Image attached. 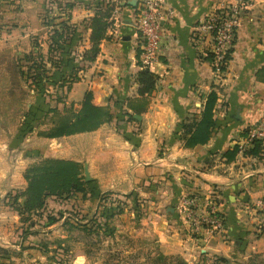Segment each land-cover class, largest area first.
I'll return each mask as SVG.
<instances>
[{"label": "crops", "instance_id": "obj_1", "mask_svg": "<svg viewBox=\"0 0 264 264\" xmlns=\"http://www.w3.org/2000/svg\"><path fill=\"white\" fill-rule=\"evenodd\" d=\"M2 1H13V12L4 7L2 17L5 21L12 17L17 26L23 23V2L37 3L0 0V23ZM60 1L73 4L68 21L79 24L92 16L100 0ZM164 1L173 14L163 25L158 61L148 69L157 78L155 87L144 96L139 95L136 81L140 71L136 0H119L94 61L80 59L89 46L87 27L71 40L75 60L63 71L80 66L79 79L65 100L78 103L90 91L94 104L109 107L111 121L92 131L59 137L22 134L17 128L18 108L0 104V198L26 186L23 172L28 164L46 157L74 160L89 178L87 202L97 205L103 194L130 195L139 201L140 235L143 239L152 235L161 255L179 256L186 264H204L203 259L211 257L224 260L218 264H246L252 255L264 258V137L259 155L240 151L231 161L223 155L264 114V0H252L242 11L227 71L219 82L203 46L193 39L192 28L209 11L232 0ZM33 19L40 22L36 9ZM213 86L218 102L210 138L205 144L185 147L182 124L192 116L199 118ZM129 102L146 108L139 112L129 108ZM213 191L219 193L215 202L226 233L192 236L179 215V197L187 192L203 200ZM18 219L13 208L0 204V246L15 243L12 229ZM70 252L72 264L87 263L79 248Z\"/></svg>", "mask_w": 264, "mask_h": 264}, {"label": "rangeland", "instance_id": "obj_2", "mask_svg": "<svg viewBox=\"0 0 264 264\" xmlns=\"http://www.w3.org/2000/svg\"><path fill=\"white\" fill-rule=\"evenodd\" d=\"M59 1L23 2L25 15L22 26L14 24L12 17L8 21L2 17L4 7L9 8L7 12H13L14 9L10 8L14 6L13 1L1 2L0 104L1 107L7 104L10 108H18L20 122L17 128L22 134L37 133L50 126L48 119L44 118V112L49 106L56 104L58 92L55 81L45 78L42 86L31 83L30 75H27L31 62L24 55L31 50H40L43 55H47L51 27L45 22L55 21L57 16H63ZM35 9L40 22L33 19ZM35 43L38 45L35 46ZM52 79L57 81V75ZM29 121L34 122L31 131L23 124ZM27 152L29 150H24L23 155H28ZM218 194L210 192L207 199H200V203L205 206L209 199L216 200ZM188 195L191 193L186 192L180 197ZM86 197V193L61 199L48 197L38 212L23 221L19 217L18 224L12 229L16 241L13 245H3L11 252L9 257H0V264H72L70 251L77 248L86 254V264H179V259H182L179 256L161 258L152 235L149 239L141 237V227L137 223L143 208L137 209L133 199L124 197V201L118 202L115 200L116 196H100L96 205L91 201L87 202ZM4 203L12 208L1 197L0 204ZM177 206L182 217L179 202ZM217 210L222 216L218 205ZM182 219L184 220L183 217ZM186 226L190 235L196 237L207 238L226 233L224 221L222 228L215 231H192L188 222ZM203 261L204 264L223 263L219 257L204 258ZM246 264H264V258L252 255L247 258Z\"/></svg>", "mask_w": 264, "mask_h": 264}, {"label": "trees", "instance_id": "obj_3", "mask_svg": "<svg viewBox=\"0 0 264 264\" xmlns=\"http://www.w3.org/2000/svg\"><path fill=\"white\" fill-rule=\"evenodd\" d=\"M59 5L63 16H57L55 21L45 22L51 27L47 55H43L40 50L39 52L31 50L24 55V58L31 62L27 72V75H30L31 83L42 86L44 79L50 78L51 81H55L54 84L57 87L56 104L49 106L44 112V118L48 119L50 126L37 132L39 136L50 138L92 131L112 119L109 107L96 105L92 102L93 97L90 91H87L78 103L66 102L65 95L71 84L79 79L77 70L80 66L71 67L68 73L63 71V68L69 66L71 60H75L70 43L77 32L81 35V29L84 26L89 29V46L82 50L80 59L83 63L95 60L100 52V42L107 37L106 32L112 25L111 15L115 3L112 0L98 1L92 16L79 24L68 21L69 11L73 6L72 3L59 1ZM37 45L35 43V46ZM54 52L59 54H52ZM60 54L65 55L60 56ZM207 57L208 60L211 58L210 55H207ZM138 64L140 66L139 61ZM54 73H60L57 81L52 79L55 76ZM156 79L155 74L150 72L148 68L140 66V71H138L136 77L139 95L144 96L151 92L155 87ZM217 102L218 94L213 86V90L205 98L199 118L192 116L182 124L180 136L185 147L191 148L198 144L207 143L214 127V113ZM75 104L78 106H75ZM59 105H62L61 109L58 108ZM128 107L139 112L146 108L144 104L135 107L131 102H129ZM33 123L29 121L23 124L28 127V131H31L34 128ZM248 130L245 129L241 136H246ZM239 152L238 144L235 143L223 155L227 161H231ZM242 152L247 155H259L262 152L261 140H253L252 146ZM23 178L26 181V186L23 189H13L5 196L6 201L17 212L21 221L42 209L48 197L61 199L77 193L85 194L89 183L84 180L81 163L53 157L42 158L29 164L23 172ZM107 195L103 194L101 196L104 198ZM124 197L133 199L135 206L137 209L139 208V201L135 197L131 198L130 195L116 196L115 200L118 202L124 201L122 199ZM10 252L7 248L0 246V257L4 255L9 257ZM163 257L165 256L161 255V258ZM219 260L224 261L221 258ZM179 264H186V262L179 259Z\"/></svg>", "mask_w": 264, "mask_h": 264}, {"label": "built area", "instance_id": "obj_4", "mask_svg": "<svg viewBox=\"0 0 264 264\" xmlns=\"http://www.w3.org/2000/svg\"><path fill=\"white\" fill-rule=\"evenodd\" d=\"M114 1L111 19L118 11L119 0ZM252 0H232L215 7L205 14L192 28L193 39L200 43L208 60L216 82L225 76L231 55L235 34L240 23V15ZM135 29L137 31L138 61L143 68H151L158 61L159 46L164 31V22L170 19L173 11L164 0H136ZM228 56V58H227ZM264 137V114L253 124L246 136L239 138L240 151L252 146L255 139ZM215 200L200 203L198 196L191 194L179 200L182 217L191 225L192 231L208 229L219 230L223 226V217L217 210Z\"/></svg>", "mask_w": 264, "mask_h": 264}, {"label": "water", "instance_id": "obj_5", "mask_svg": "<svg viewBox=\"0 0 264 264\" xmlns=\"http://www.w3.org/2000/svg\"><path fill=\"white\" fill-rule=\"evenodd\" d=\"M84 173H85V180H88L89 178H88V176H87V172L84 171Z\"/></svg>", "mask_w": 264, "mask_h": 264}]
</instances>
